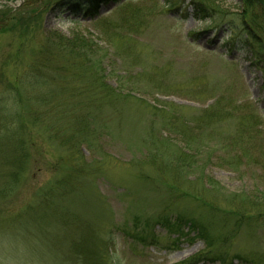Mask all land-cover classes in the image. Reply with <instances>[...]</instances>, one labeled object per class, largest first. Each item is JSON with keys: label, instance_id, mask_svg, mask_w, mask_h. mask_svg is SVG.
<instances>
[{"label": "rangeland", "instance_id": "1", "mask_svg": "<svg viewBox=\"0 0 264 264\" xmlns=\"http://www.w3.org/2000/svg\"><path fill=\"white\" fill-rule=\"evenodd\" d=\"M194 1L220 8L233 24L237 14L250 16V5L261 7L258 0H119L102 6L94 20L56 12L40 16L37 40L46 32L54 39L77 36L98 43L106 50L107 83L129 97L101 114L103 128L94 136L83 135L82 156L32 120L21 99L18 116L1 123L19 128L24 158L12 163V141L0 132V264H176L206 250L225 251V264H264L262 222L242 224L227 240L220 234L229 230L220 217L233 207L254 205L264 213L262 72L245 50L230 49L224 30L195 16ZM106 36L116 43L105 44ZM28 39L0 33V100L6 110L16 104L17 78L33 59L37 44L21 50ZM220 97L244 112L210 124V136L188 148L191 167L177 172L170 161L174 151L183 150L179 137L156 124L153 106L199 121L201 111ZM58 98L51 100L59 104ZM252 112L255 127L245 118ZM237 122L253 127L249 152L229 144ZM152 135L169 137L170 143H154ZM16 165L18 171L10 173ZM9 178L14 182L6 186ZM66 178L69 189L63 187ZM202 203L212 204L216 215ZM164 213L202 220L211 244L186 230L175 236L155 226ZM201 264L221 262L210 258Z\"/></svg>", "mask_w": 264, "mask_h": 264}, {"label": "trees", "instance_id": "2", "mask_svg": "<svg viewBox=\"0 0 264 264\" xmlns=\"http://www.w3.org/2000/svg\"><path fill=\"white\" fill-rule=\"evenodd\" d=\"M18 1L0 0V33L14 32L20 36L29 37L21 50L26 45H37L33 48V59L30 60L28 68L23 70L20 77L17 78L13 95L16 104L6 110L5 107L2 108L0 100V124L3 121L8 122V119L11 121L18 116L16 108L21 99L22 102L28 104L29 116L32 120L43 122L44 127L54 134L60 145L68 149H76L82 156L81 145L86 138V135H83L94 136L97 130L100 131L103 128V123H99L103 121L101 114L106 110H117V105L129 96L119 90V85L118 88L107 83L104 62L106 57L104 51L106 50H103L102 46L85 37L58 36L54 39L48 36L46 32L41 33L37 40L35 35L38 32V19L43 13L56 12L58 15L67 13L76 21L80 19L94 20L102 6L119 0H23L19 5H16ZM257 2L261 7L254 8L255 3L250 5V16L247 17L246 13L237 14L236 20L239 21L235 24L231 20H227L224 11L211 4H201L194 1V14L201 20L208 19L214 23L215 28L224 30L230 37L229 47L231 50L238 47L249 54L250 62L262 72L261 89L264 92V20H261L262 15L264 17V0ZM254 9H258V12L255 13ZM259 11L262 12L260 16L258 15ZM132 24L134 29H137V26ZM35 40V43L30 44ZM114 42L113 37L106 36L105 44L110 46ZM124 95L126 96L124 97ZM54 97H59V104L51 100ZM244 109L235 105L231 99L220 97L214 101L213 106L201 111V115L198 117L199 121H197L195 120L197 118L180 120L174 111H171L170 115L162 114L166 110L165 107L153 106L155 115L158 116L156 124L167 133L177 135L179 144L183 149L180 150L181 152L174 151V156L171 157L170 161L172 168L181 174L186 173L193 164L192 161L188 160L186 154L189 146L193 145L196 149V146L200 145L198 140L200 136L202 138L203 136H210L208 132L210 124L221 122L227 117L232 118L237 112H244ZM157 111L158 113H156ZM245 118L249 119V122L251 121V126L258 125V117L254 112L248 113ZM250 125L246 126L237 122V135L229 138L231 147H237L245 152L254 149L251 131L253 127ZM250 131L251 135L249 136ZM0 132L7 133V137L12 141L13 154L10 158L15 165L18 159L24 158L21 149L22 143L17 138L20 130L17 127L12 128L1 124ZM152 138L154 143L158 141L167 144L169 140V137H164V140L161 139L160 135H152ZM72 157L75 156L72 155ZM13 167L14 169H10L9 172L14 174L18 168H16L17 165ZM13 182L10 179L5 184L11 186ZM62 182L63 187L69 189V183H67L69 179L66 178ZM254 195L255 193H252V196ZM202 204L203 208L212 215H216V209L212 204L211 206L207 203ZM226 213L225 217L223 215L220 217L221 221L229 227L228 231L220 233L222 235L220 238L223 240L229 239L242 224H249V226H254L260 222L262 224L259 226L264 224V213L259 212L254 205L236 206ZM178 216L172 215V213L170 215L164 213L154 219V224L175 234V236H181L183 230H186L211 244L202 220ZM155 239V237L151 238V244L155 243ZM140 240H144V237L140 236ZM210 258H215L221 264H225L227 255L223 250L216 251L214 255H210V251L206 250L189 260L176 264H201V261L205 262ZM211 260L215 261L214 259Z\"/></svg>", "mask_w": 264, "mask_h": 264}, {"label": "water", "instance_id": "3", "mask_svg": "<svg viewBox=\"0 0 264 264\" xmlns=\"http://www.w3.org/2000/svg\"><path fill=\"white\" fill-rule=\"evenodd\" d=\"M22 1H23V0H19L18 3H17V5H19Z\"/></svg>", "mask_w": 264, "mask_h": 264}]
</instances>
